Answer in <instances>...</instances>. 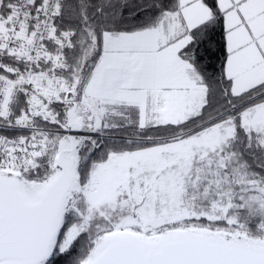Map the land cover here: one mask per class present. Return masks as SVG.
<instances>
[{
	"label": "snow or ice",
	"instance_id": "obj_1",
	"mask_svg": "<svg viewBox=\"0 0 264 264\" xmlns=\"http://www.w3.org/2000/svg\"><path fill=\"white\" fill-rule=\"evenodd\" d=\"M0 264H264V0H0Z\"/></svg>",
	"mask_w": 264,
	"mask_h": 264
}]
</instances>
